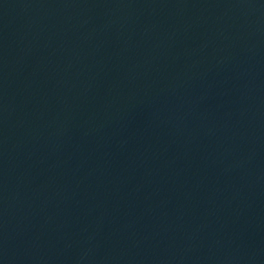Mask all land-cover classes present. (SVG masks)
Here are the masks:
<instances>
[{
    "label": "water",
    "instance_id": "1",
    "mask_svg": "<svg viewBox=\"0 0 264 264\" xmlns=\"http://www.w3.org/2000/svg\"><path fill=\"white\" fill-rule=\"evenodd\" d=\"M0 264H264V0H0Z\"/></svg>",
    "mask_w": 264,
    "mask_h": 264
}]
</instances>
